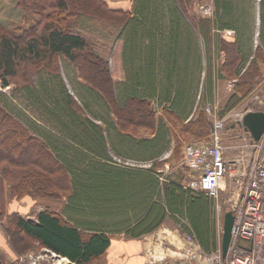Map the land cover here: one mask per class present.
<instances>
[{"label": "trees", "instance_id": "trees-1", "mask_svg": "<svg viewBox=\"0 0 264 264\" xmlns=\"http://www.w3.org/2000/svg\"><path fill=\"white\" fill-rule=\"evenodd\" d=\"M15 1L35 20L17 33L0 24V79L11 86L10 95L0 92V220L13 251L26 253L37 241L87 264L115 234L136 237L167 222L192 232L203 253L216 250L211 201L188 188L179 168L163 177L160 166L166 161L171 171L170 161L177 163L183 134L211 127L202 108L214 103L217 81L233 78L241 92L230 96L228 111L262 78L264 0L256 45L252 0H212L211 18L194 13L195 0H130L129 9L108 4L119 0ZM86 23L118 31L125 44L119 84ZM223 30L233 37H221ZM61 59L81 102L61 78ZM139 128L150 136H136ZM24 197L37 206L65 198L66 215L47 206L34 221L6 212ZM0 264H7L1 255Z\"/></svg>", "mask_w": 264, "mask_h": 264}, {"label": "built area", "instance_id": "built-area-1", "mask_svg": "<svg viewBox=\"0 0 264 264\" xmlns=\"http://www.w3.org/2000/svg\"><path fill=\"white\" fill-rule=\"evenodd\" d=\"M197 10L204 18L213 16V8L209 4L200 3ZM4 89L6 88L2 87L0 81V91ZM255 99L262 104L261 99ZM205 110L210 114V108ZM248 111L253 110L247 109L245 112ZM220 127V122L215 121L210 144H185L181 163L190 175L188 188L215 200L217 221H220L223 215L219 198L223 191L228 193L225 205L234 219L227 255L223 258L219 249L209 254L203 253L198 242L188 248L189 244L172 247V243L160 241L163 246L157 247V241L162 236L154 232V246H149L147 250L149 264L166 261L170 251L179 254L182 264L186 259L196 262L194 264H264V133L258 141H253L247 136L244 137L245 144L232 146L237 150V154L230 159L225 157L223 147L219 143ZM128 161L131 160H116L122 165H129ZM178 226L180 227V224ZM186 238L192 242V234H188ZM14 264L75 263L45 248L40 253L29 252L17 257Z\"/></svg>", "mask_w": 264, "mask_h": 264}, {"label": "rangeland", "instance_id": "rangeland-1", "mask_svg": "<svg viewBox=\"0 0 264 264\" xmlns=\"http://www.w3.org/2000/svg\"><path fill=\"white\" fill-rule=\"evenodd\" d=\"M260 1L261 0H252V8H253V15H254V34H253V45H256L258 43V34H259V14H260ZM200 3L204 4H209L213 8V1L212 0H195V6L193 8L194 13L197 16H201V13L197 10V5ZM108 4L112 7H123L126 8L128 7L129 3L128 1H108ZM203 17V16H201ZM204 18V17H203ZM207 18V17H206ZM211 18V17H210ZM35 20V17L30 14L24 12L17 4L15 0H0V24L4 26L6 29L13 31L14 33L20 32L19 30H23L30 26ZM84 26V25H83ZM85 26L88 27V31L86 32V35H90L91 39L95 43L98 51L103 54V56L107 60V65L110 70L111 76L114 80V83L119 84L121 80L124 78L123 74V68H122V59H121V54L123 53V48H125V44H122L121 40L116 37L118 31L108 25H96L92 23H86ZM81 28V27H80ZM230 30H223L220 31V35L223 38H231L233 37V33H230ZM122 49V51H121ZM222 56V55H221ZM220 56V60L222 57ZM60 66V75L61 78L67 87L68 91L79 101L81 102L80 97H78V92H77V87L75 85V82L73 81V75L71 71L67 68V65H65L64 60H60L59 62ZM262 78L260 81L255 85L254 89L245 95L241 102L234 106L232 109L225 111V107L228 103V100L230 96H236L239 97L241 92L239 90H235L234 86V79H227L224 81H217L216 82V88H215V98H214V103L211 105H205V102L203 103V110L207 114V116L211 119V127L208 129V131H205L203 135L201 136H192L188 134H183L184 143H182V146L179 147L178 150V157H180L177 161V163L174 160L170 161L171 165V171L170 166L164 165L162 168V176H168L170 172H176L178 169L181 174L180 176L183 175L184 181L187 185V182L190 178L188 170L184 167V165L181 163L182 159V152H183V146L185 144H191V143H199L200 145L204 144H210L212 139H213V134L211 132L212 126L214 122H220L221 127L218 131V134L220 136L219 143L223 147V151L225 154L226 158H233L234 154H237V150L234 149V145H242L245 144L246 141L244 140V137H247V131L245 129H242L239 126V116L245 112L247 109L250 110H263L264 111V66L262 67ZM10 85L7 86L4 92L7 93V95L10 93ZM10 95V94H9ZM256 97L262 100V104L260 105L256 101ZM258 100V99H257ZM263 105V106H262ZM156 108V107H155ZM206 108H210V114L206 112ZM158 113L162 114L161 108H156ZM40 123L39 121H37ZM101 122V121H99ZM98 122V123H99ZM43 124V123H40ZM137 133L136 136H150V133L146 131L143 128H139L135 130ZM23 151L29 152L28 147L21 146ZM5 153V149L2 151ZM171 152H169L168 160L170 159ZM116 157V156H115ZM113 158L115 161L118 158ZM129 162V163H128ZM127 163L131 166L134 167H140V168H146L148 167V162H135V161H128ZM169 164V163H168ZM178 164V165H177ZM162 167V166H161ZM195 192V191H194ZM202 193V192H199ZM207 198L211 201L213 210H214V215H215V228H216V233L218 234L217 238V244H219L220 241V231H221V220L217 221L216 218V211H215V200L209 196ZM228 198V193L226 191H223L220 198H219V203L223 206L224 209H226L228 206L225 205V199ZM41 203V206L49 208L52 211H60L61 213L65 214V211L63 212V206L66 202L65 198H60V199H52V198H44L40 199L39 201ZM32 203V202H31ZM39 206L33 205L31 210L37 211ZM66 215V214H65ZM168 226L166 227L165 224L163 223L160 225L156 230L153 231L157 233V235H161L162 237L160 240L157 241L156 246L160 247L163 246L161 242H168V244L172 243V247H179L180 245L183 244H189L188 248L197 245L196 243L198 242L197 239L195 238V235L192 232H186V231H181L180 227L177 224H175V227H173L170 222H168ZM188 225V224H187ZM192 234V242H189L187 240V235ZM153 236L152 234V240L149 246H154L153 245ZM217 236V235H216ZM195 241V243L193 242ZM32 243L33 247L30 251L26 252H34V253H40L44 251V248H41L39 245L35 244L34 242ZM187 248V249H188ZM147 252V250H146ZM25 253V254H26ZM57 254V253H56ZM24 255V254H23ZM59 255V254H58ZM169 257V256H168ZM147 258V256H146ZM168 259V258H167ZM192 260L186 259L184 264H194L196 262H193ZM159 262H156V264ZM12 264V263H9Z\"/></svg>", "mask_w": 264, "mask_h": 264}, {"label": "crops", "instance_id": "crops-1", "mask_svg": "<svg viewBox=\"0 0 264 264\" xmlns=\"http://www.w3.org/2000/svg\"><path fill=\"white\" fill-rule=\"evenodd\" d=\"M120 1H128L129 5L126 8H123L121 6L118 8H122V9L130 8L131 6L130 0H120ZM169 152L170 151L163 153L161 158L163 160H167L169 156ZM145 163H147V160L145 161ZM164 165L169 166L168 162L163 161L161 163L162 167L160 166L161 171ZM33 205H34V202L29 197H24L20 200H11L7 204L6 212L7 213L17 212L23 217L34 221L36 213L40 211L42 207L41 205H38L39 208L37 209V211H35L36 213H34V210L33 211L31 210ZM56 212L60 213V211H56ZM0 221H1V224H0V255L2 256V258L7 264L9 263L14 264L16 258L25 253L17 255L15 251H13L1 227L4 220L3 221L0 220ZM168 224L169 223L167 222L165 226L167 227ZM152 234H154L153 231L149 233H141L140 235L135 237V236L127 235L124 233H117L115 234V236H112V239L110 240L111 243L107 251L100 257L91 259L87 264H149L146 258L147 256L146 250L150 248L149 245L151 243L150 240H152ZM219 237H220V241H219V244H217L216 250L219 249L221 256H222L221 236ZM230 240H231V236H230ZM35 243L38 244L37 241H35ZM229 245H230V242H229ZM229 245H228V248H229ZM41 248L45 249V247H41ZM228 248H227V252H228ZM216 250H214L213 252H215ZM227 252H226V255H227ZM182 263L183 262L181 261L179 254L177 255L175 252L170 251L168 259L166 261H161L157 264H182Z\"/></svg>", "mask_w": 264, "mask_h": 264}, {"label": "water", "instance_id": "water-1", "mask_svg": "<svg viewBox=\"0 0 264 264\" xmlns=\"http://www.w3.org/2000/svg\"><path fill=\"white\" fill-rule=\"evenodd\" d=\"M2 86L9 85L5 77L1 78ZM239 126L244 128L253 141H258L264 132V111H252L245 113L240 121ZM233 224V216L230 211H227L223 215L222 235H221V252L224 257L227 252V248L230 242V232Z\"/></svg>", "mask_w": 264, "mask_h": 264}]
</instances>
